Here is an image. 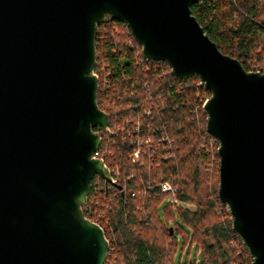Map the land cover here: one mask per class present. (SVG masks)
Returning a JSON list of instances; mask_svg holds the SVG:
<instances>
[{"label":"water","instance_id":"obj_1","mask_svg":"<svg viewBox=\"0 0 264 264\" xmlns=\"http://www.w3.org/2000/svg\"><path fill=\"white\" fill-rule=\"evenodd\" d=\"M202 0H0V264H104L83 206L109 118L97 105V26H126L144 59L197 78L210 97L217 199L251 264H264V72L222 54L192 16ZM172 230L170 229V234Z\"/></svg>","mask_w":264,"mask_h":264},{"label":"trees","instance_id":"obj_2","mask_svg":"<svg viewBox=\"0 0 264 264\" xmlns=\"http://www.w3.org/2000/svg\"><path fill=\"white\" fill-rule=\"evenodd\" d=\"M191 13L222 54L247 72H264V0H202ZM95 48L97 105L109 116L112 132L100 133L95 156L121 187L105 188L94 176L82 208L109 242L104 264H174L178 237L182 252L195 249L199 262L191 264H251L217 199L218 143L205 131L200 102L210 93L195 87L197 78L181 80L165 62L145 60L141 46L117 21L97 26ZM164 133L170 147L159 144ZM135 139L143 142L137 163L128 157ZM166 153L172 157L163 160ZM163 181L177 188L179 201L197 209L169 205L161 221L158 210L167 197L159 189Z\"/></svg>","mask_w":264,"mask_h":264},{"label":"built area","instance_id":"obj_3","mask_svg":"<svg viewBox=\"0 0 264 264\" xmlns=\"http://www.w3.org/2000/svg\"><path fill=\"white\" fill-rule=\"evenodd\" d=\"M146 60V59H145ZM97 77V80H98V76ZM107 77H109V73L107 74ZM105 87L108 88L109 84H110V81L109 80H105ZM196 88H203L205 89V85L203 82H201L199 79H198V82L196 83L195 85ZM200 100V99H199ZM207 100L204 99V100H200V102L202 103V106L203 104L205 103V101ZM136 108V106H134ZM143 114L147 117H149L151 115V111L149 110H146L143 112ZM109 118V116H108ZM102 132H107L109 133V135H112V132L109 128V123H108V127L102 131ZM151 141L149 140V146H152V144L150 143ZM171 140L169 139V137L167 136L166 133L163 134V136L159 139V144H164L166 145L167 147H170L171 146ZM143 142L140 140V139H135L133 140L132 142V146L135 147V150L133 152H131L130 154H128V157L131 159V161L133 163H137L139 161V158H140V147L142 146ZM96 157V156H95ZM172 157V155L170 153H166L162 156V159L163 160H168ZM98 158V157H96ZM159 189H160V192L165 194L167 196V198L169 199V204L172 206V207H177L179 206L180 204V201L178 200L177 198V195H178V190L177 188H175L174 186H172L169 182L167 181H163L159 184Z\"/></svg>","mask_w":264,"mask_h":264},{"label":"rangeland","instance_id":"obj_4","mask_svg":"<svg viewBox=\"0 0 264 264\" xmlns=\"http://www.w3.org/2000/svg\"><path fill=\"white\" fill-rule=\"evenodd\" d=\"M203 108V106H202ZM218 176V175H217ZM218 187V185H217ZM169 199L166 197L162 204L160 205L159 207V210H158V215L161 219V221H164V214H163V208L166 207V206H169ZM175 209L176 208H181V209H185V210H189V211H195L197 209V207L191 203H187V202H182L180 201V204L179 206L177 207H174ZM178 224H179V221H178ZM178 247H177V251L174 255V258H173V263L174 264H178V262H182V263H185L186 261L188 262V264H191L192 262H195V260L197 261V263L199 262V258L198 256H196L195 254V249L194 247H191L190 249L188 247H186L184 249V251L182 252V239L180 237H178Z\"/></svg>","mask_w":264,"mask_h":264}]
</instances>
